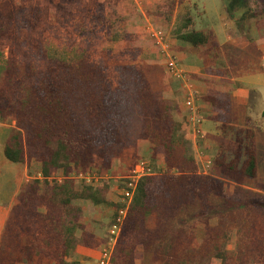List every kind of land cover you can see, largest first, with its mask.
<instances>
[{"label":"trees","instance_id":"1","mask_svg":"<svg viewBox=\"0 0 264 264\" xmlns=\"http://www.w3.org/2000/svg\"><path fill=\"white\" fill-rule=\"evenodd\" d=\"M252 12L249 8L241 15L238 27L255 15ZM173 35L209 59L213 36L195 27L192 14L182 18ZM33 46L34 53L44 57V72L37 74V65L31 63L0 66V122H16L4 154L13 164L41 162L46 177L64 171L65 179L53 183L31 177L21 195L12 222L26 224L27 239L35 232L28 224L39 225L36 233L42 235L23 248L27 260L32 261L34 252L42 264H78L79 248L98 252L104 242L86 226L88 210L110 209L114 222L123 205L113 200L104 181L94 187L79 183L71 174L96 167L103 176L117 161L125 159L134 168L147 157L154 170L149 168L150 174L138 181L112 264H136L139 247L144 255L141 264H212L217 259L227 264L229 252L222 251L219 243L228 240L229 227L243 221L239 215L244 212L223 216L226 185L240 186L257 178L254 134L239 136L234 155L220 154L210 173L191 168L180 152L187 143L183 134L187 120H179L174 101L156 92L142 70L122 68L129 75L131 94L121 101L103 63L89 62L85 52L73 63L52 60L44 42ZM223 126L226 133L235 131L233 126ZM142 141L149 143L148 148L140 146ZM259 189L264 193V184ZM246 207L250 212L264 211L249 200ZM213 213L219 218L215 227L210 224ZM23 215L29 220L20 222ZM201 223L203 243L197 248ZM15 255L3 245L0 264H15Z\"/></svg>","mask_w":264,"mask_h":264},{"label":"rangeland","instance_id":"2","mask_svg":"<svg viewBox=\"0 0 264 264\" xmlns=\"http://www.w3.org/2000/svg\"><path fill=\"white\" fill-rule=\"evenodd\" d=\"M52 1L55 5H51L49 0H0L1 67L7 63H13V68L14 66L26 67L27 64L31 63L37 65V74L44 72L43 55L36 54L33 51V44H37V41L44 42L50 48L49 52L52 60L73 63L83 57L82 54L85 52L84 56H87L89 62L105 65V73L110 84H112V90L120 91L119 100L121 101H124L131 94L128 87L129 75L123 72L122 68L127 66L137 67L145 73L156 92L167 95V91L175 89L173 85L179 89V91L175 90L174 109L176 115H180L179 120L182 121L181 118L184 121L187 120V127L184 125L183 130L187 143L183 145L185 147H182L180 152L182 158L186 159L185 162L190 163L189 167H198L201 171L210 173L211 166L208 164L210 160L213 161L222 153L230 158L234 155L236 143H233L228 133L223 132V145L218 148L205 145L203 136L199 138L194 136L193 131L190 130L189 112L185 107L186 89L184 83L172 77L168 70V54L174 56L178 62H182L181 57L178 58L179 56H186L188 59L193 56L195 59L193 62L199 67L212 65L210 60H213V57L211 55L207 56L209 59L204 60L199 55L200 53L194 54L185 49L177 51L178 40L173 35L178 23L187 14H192L194 19H201L205 4L204 0H191V8L183 4L184 0H138L136 2L132 0ZM216 1L220 3L221 0ZM223 1L227 6V11L230 12L228 13L229 20H232L235 25L242 17V14L237 13V11L240 10L242 5L244 8V2L247 3L248 8L252 9L253 14L264 15V0ZM155 3H161L162 5H160L161 7L154 6ZM234 9L236 13H231ZM204 19L203 23H197L196 28L198 30L206 29L208 20L207 18ZM235 29L234 26L233 31ZM152 30L162 31L165 34V43L166 46L168 45L166 52L156 44L155 38L151 34ZM249 30L248 18L240 23V27L237 25L236 31L240 36L244 35V37L250 38ZM25 39L28 40L27 43L24 42ZM237 43L239 41L235 42V44ZM230 49L232 51L226 57L227 60L234 63L239 71L242 69L245 74L253 78L250 87L251 96L246 110L247 114L253 119L254 125L264 129V49L261 46L252 44H249L248 47H230ZM219 64L221 63H217V66ZM243 64H247V66L243 67ZM186 78L189 85L195 89L193 78L187 74ZM196 95L200 97L199 93ZM203 108L201 106L199 111ZM200 115L202 114L197 112L199 119H201ZM203 119H205L204 116ZM4 123H14L16 125L14 120L5 121ZM201 126L204 130L203 124ZM142 162L148 164L152 171L154 170L147 157L140 159L134 165V168ZM129 166L130 163L122 159L117 161L114 167L103 176L99 175L96 167L81 173L74 171L71 176L81 184L85 183L94 187L105 182L112 193L113 200L119 202L118 195L125 189L128 177L132 175L131 172L134 169ZM259 168L260 177L258 180L254 182L247 181L240 186L234 183L226 185L228 199L225 200V205L222 208L223 216L230 217V211H234L235 216L240 212H244L239 215L244 218L243 221L234 223L229 227L228 240L222 239L219 243L222 251L228 250L229 252L227 264H264V211L250 212L246 207L249 200L252 201L253 205L263 206L264 208V193L257 190L255 183L264 182V163H260ZM44 169L41 162H35L29 166V176L39 178L41 181L48 179L53 183L65 179L64 171L53 172L50 177H46ZM0 170V174L5 175V184H8L7 180L11 179L8 175L17 174L16 171L8 170L6 166H0ZM86 176L91 179L90 182L83 178ZM112 214L113 212L110 209L102 207L88 210V216L84 222H86L87 227L96 231L100 242L107 240L108 230L113 224ZM13 220L15 219L11 221ZM28 220L23 215L19 221L25 222ZM210 220L212 227L218 225L219 218L217 214H211ZM195 223L197 222H193V225ZM203 227L204 224H198L197 233L200 234V238L197 239V248H200L203 243L201 241L204 235ZM84 250L85 254L78 257V264H98L99 250L97 252L95 249L92 254L86 248ZM212 264H222V262L217 259Z\"/></svg>","mask_w":264,"mask_h":264},{"label":"crops","instance_id":"3","mask_svg":"<svg viewBox=\"0 0 264 264\" xmlns=\"http://www.w3.org/2000/svg\"><path fill=\"white\" fill-rule=\"evenodd\" d=\"M204 1L203 16L199 20L195 19V27L197 23L201 24L205 21L204 18H207L208 22L206 29H201L200 31L213 36V45H211L207 51L209 55L214 57V59H218V61L213 59L210 60L212 65L209 67H199L193 62L195 61L193 56L189 59L186 56H179L178 58L181 57L182 60V62L179 63L185 75L187 74L193 78L196 87L195 89L193 87L194 92L196 91V94H200V97H198V95L197 97L201 103L200 108L201 106L202 108L204 107L199 112L205 118L203 119V116L200 115L203 127H205L203 130L205 145L217 148L221 147L223 145V134L226 133L223 130V125L226 124L235 128V131L228 132L233 143L238 141L239 136L246 137L249 132L254 134V147L257 151L258 176L257 178L247 180L249 182H254L260 177V163H264V129L254 125L253 119L247 114L246 110L247 103L251 96L250 87L253 83V78L245 74L242 69L239 71L236 65L227 60L226 57L229 55V52L232 51L230 47L241 48V46L248 47L249 44H252L261 46L264 49V15L255 13V15L249 17L250 32L248 33L250 34V38H248L244 37V35L240 36V34H237V25H235L232 20H229L228 13L230 12L229 10L227 11V6L223 0H221L220 3L216 0ZM190 2L191 0H184L183 4L191 8L192 4ZM157 5L161 7L160 5L162 4L155 3L154 6ZM248 9L247 3L244 2V8L242 5L237 13L243 15ZM231 13H236V10H232ZM259 16L261 18H258ZM234 26L236 29L233 31ZM236 41H239V43L235 44ZM177 45V51H180L179 49H185L194 54H199V52H195L189 45L184 43L180 44L179 41ZM216 56L218 58H215ZM217 63L221 64L217 66ZM244 66H247V64H243V67ZM235 72H237V74H235ZM173 86L175 89L172 90L173 92L167 91V95L164 94L165 98L170 100L175 99V90L179 91V89L177 86ZM213 103L215 104L213 105ZM14 127V123H0V166H6L8 170L17 172L15 175H8L11 177L10 180H7L8 184L4 183L5 175L2 173L0 174V250L4 245L7 249L15 251V264H42L40 258L36 256L34 252H32V261H28L23 250L25 246L34 243L37 237L42 236L40 233H36V229L40 228L39 225L28 224V227L35 232H32V236L29 234L31 238L29 237L27 239L23 236V230L26 228V224L23 225L11 221L15 209L20 204L21 195L27 183L31 180L29 176V166L27 164H13L7 160L4 154L5 144L10 130ZM261 136L262 138H260ZM140 146L148 148L149 143L147 141H142ZM214 163L215 159L208 162L211 167H213ZM205 173H208V171H205ZM255 183L257 190L262 192L259 186L264 184V182ZM77 253H79V255H77L78 257H82L85 254L84 248H79ZM143 259V249L139 247L135 252L136 264H141ZM77 260H79V258H77Z\"/></svg>","mask_w":264,"mask_h":264},{"label":"built area","instance_id":"4","mask_svg":"<svg viewBox=\"0 0 264 264\" xmlns=\"http://www.w3.org/2000/svg\"><path fill=\"white\" fill-rule=\"evenodd\" d=\"M138 1V0H132ZM152 36L155 38L156 44L158 47L163 50L167 51L168 45L166 46L165 43V34L162 31H155L152 30ZM168 70L172 77L178 79L184 83V87L186 89V101L185 107L186 110L189 112V123H190V130L193 131L194 136L199 138L203 136L204 131L202 130V121L197 116V112L200 110V100L198 99L197 95L195 94L191 85H189L185 72L180 66V63L174 56L168 54ZM149 165L145 162L139 163L136 167L132 170V175L128 177V181L126 183L125 189H123L122 193L119 196V202L123 205V207L119 210L116 219L114 220L113 224L110 226L107 234V240L103 243L100 248V255L98 259V264H112L113 256L118 246L125 221L128 217L133 197L137 188L138 181L145 175L150 174ZM82 177V175H81ZM87 182H90L91 179L86 176ZM62 180H60L61 182Z\"/></svg>","mask_w":264,"mask_h":264}]
</instances>
